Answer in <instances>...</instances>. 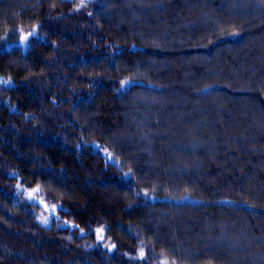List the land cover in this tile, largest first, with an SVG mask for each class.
<instances>
[{"label":"trees","instance_id":"trees-1","mask_svg":"<svg viewBox=\"0 0 264 264\" xmlns=\"http://www.w3.org/2000/svg\"><path fill=\"white\" fill-rule=\"evenodd\" d=\"M80 2L0 0V264H264V4Z\"/></svg>","mask_w":264,"mask_h":264},{"label":"rangeland","instance_id":"rangeland-1","mask_svg":"<svg viewBox=\"0 0 264 264\" xmlns=\"http://www.w3.org/2000/svg\"><path fill=\"white\" fill-rule=\"evenodd\" d=\"M82 3L84 0H80ZM0 80H7L3 77H0ZM3 85V84H0ZM28 192L26 189L20 193L16 192L14 195L15 200H18L21 203H27L28 205H31L30 209L33 213V215L35 216V218L37 219V221L41 224V225H45L48 226L51 221L53 220V211H45V206H47L49 209H52L51 205H48L44 202V200L42 199V197L40 195H38L37 193H34V198L30 199L28 197ZM33 191H31L32 193ZM44 215V216H48L49 220L47 224L41 223L40 221V217ZM102 237L103 234L101 233ZM98 239V238H97ZM103 239V238H102ZM102 239H98L99 241H101ZM108 242H106L105 244H107ZM167 261L166 259H160L158 261H156L155 263H159L162 264V262Z\"/></svg>","mask_w":264,"mask_h":264},{"label":"snow or ice","instance_id":"snow-or-ice-1","mask_svg":"<svg viewBox=\"0 0 264 264\" xmlns=\"http://www.w3.org/2000/svg\"><path fill=\"white\" fill-rule=\"evenodd\" d=\"M260 2H261V4H264V0H260ZM36 27L37 26H33V28H32V31L31 32H29V33H27V34H24L23 33V31H21V37H20V41H21V43L23 44V43H26L27 42V40H28V38L30 37V36H32V35H34L35 34V32H36ZM233 34H235V33H233ZM131 83H133V81L131 80V79H126V80H121L120 81V89L119 90H125L126 88H127V86L128 85H130ZM0 84H3V85H11V80L9 79V80H0ZM106 151V150H105ZM108 155H109V157H111V153H108ZM126 176L127 175H130V172L129 173H126L125 174ZM18 187H19V185H18ZM38 189H33V192L32 193H29V198L30 199H33L34 198V193L37 191ZM145 195H147V193H145ZM184 197H182L181 199H183ZM54 210H55V206H53L52 207V209H49L47 206H45V211L47 212V211H53L54 212ZM48 220H49V218H48V216H44V215H42L41 217H40V221H41V223H44V224H47L48 223ZM97 238L98 239H102L103 237H102V235H101V233H102V231H103V229L102 228H98L97 230ZM111 247H114V246H111ZM111 247H110V249L109 250H111ZM144 250L143 249H140V251H139V257L141 258V259H143L144 258ZM162 264H168V262L167 261H164V262H162Z\"/></svg>","mask_w":264,"mask_h":264}]
</instances>
